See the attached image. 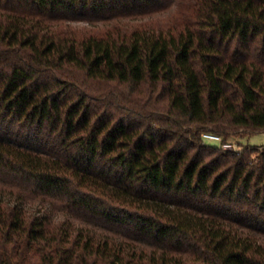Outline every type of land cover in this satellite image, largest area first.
<instances>
[{
    "label": "trees",
    "instance_id": "16d2710c",
    "mask_svg": "<svg viewBox=\"0 0 264 264\" xmlns=\"http://www.w3.org/2000/svg\"><path fill=\"white\" fill-rule=\"evenodd\" d=\"M207 131H264V0H0V264H264Z\"/></svg>",
    "mask_w": 264,
    "mask_h": 264
},
{
    "label": "rangeland",
    "instance_id": "374dc122",
    "mask_svg": "<svg viewBox=\"0 0 264 264\" xmlns=\"http://www.w3.org/2000/svg\"><path fill=\"white\" fill-rule=\"evenodd\" d=\"M228 141H231V142L237 144L239 148H241L242 146L247 145V144H249L251 146H261V145H264V131L253 133V134L248 135V136L230 137L228 139ZM206 142L209 144H212V145H218V143L214 142V141L207 140ZM53 215L56 217L62 216L61 213L55 212V211H54Z\"/></svg>",
    "mask_w": 264,
    "mask_h": 264
},
{
    "label": "built area",
    "instance_id": "2783aa9c",
    "mask_svg": "<svg viewBox=\"0 0 264 264\" xmlns=\"http://www.w3.org/2000/svg\"><path fill=\"white\" fill-rule=\"evenodd\" d=\"M203 138L205 141L209 140V141H214L217 142L219 146H221L224 149H238V145L228 141V140H224L223 136H221L220 134L214 133L212 131H207L203 134Z\"/></svg>",
    "mask_w": 264,
    "mask_h": 264
}]
</instances>
